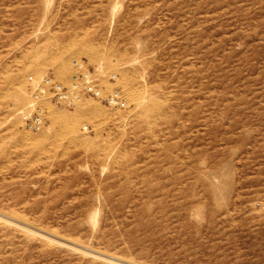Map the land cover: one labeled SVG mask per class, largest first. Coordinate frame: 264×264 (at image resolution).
Returning <instances> with one entry per match:
<instances>
[{
  "label": "rangeland",
  "instance_id": "374dc122",
  "mask_svg": "<svg viewBox=\"0 0 264 264\" xmlns=\"http://www.w3.org/2000/svg\"><path fill=\"white\" fill-rule=\"evenodd\" d=\"M0 264H264V0H0Z\"/></svg>",
  "mask_w": 264,
  "mask_h": 264
},
{
  "label": "built area",
  "instance_id": "2783aa9c",
  "mask_svg": "<svg viewBox=\"0 0 264 264\" xmlns=\"http://www.w3.org/2000/svg\"><path fill=\"white\" fill-rule=\"evenodd\" d=\"M74 67L76 72L66 85L60 84L48 75L34 86L31 102L27 109L21 113V120L28 130L37 132L44 126L43 110L39 105L42 98H50L55 104L71 107L78 102L83 93L95 98L100 97L94 75L77 62H74ZM119 102L120 98L117 90L107 97L108 104L118 105Z\"/></svg>",
  "mask_w": 264,
  "mask_h": 264
},
{
  "label": "bare ground",
  "instance_id": "6f19581e",
  "mask_svg": "<svg viewBox=\"0 0 264 264\" xmlns=\"http://www.w3.org/2000/svg\"><path fill=\"white\" fill-rule=\"evenodd\" d=\"M69 46V45H68ZM94 52V51H93ZM35 55V54H34ZM54 55V54H53ZM99 56V55H98ZM35 67H37V65L35 66ZM34 68V67H33ZM58 68V67H57ZM39 70V69H38ZM38 73H39V71H38ZM30 74V73H29ZM29 76V75H28ZM5 77H6V75H5ZM126 91V90H125ZM130 92V91H129ZM128 92V93H129ZM127 93V94H128ZM130 94V93H129ZM123 100V99H122ZM133 102V101H132ZM159 103V102H158ZM155 106V105H154ZM153 107V106H152ZM151 108V107H150ZM100 109V108H99ZM54 115V114H53ZM55 119V118H54ZM51 122V121H50ZM71 122V121H70ZM63 123V122H62ZM66 123V122H65ZM76 124V123H75ZM67 125V124H66ZM78 127V126H77ZM103 127V126H102ZM68 128V127H67ZM73 129V128H72ZM29 136V135H28ZM33 139V138H32ZM49 149V148H48ZM20 224V223H19ZM18 226V225H17ZM35 227V226H34ZM33 229V228H32ZM45 235V234H44ZM66 241V240H65ZM64 242V241H63ZM69 243V242H68ZM73 245V244H72ZM76 246H78L77 244H75ZM87 249V248H86ZM87 252V251H86ZM105 255V254H104ZM103 255V256H104ZM108 255V254H107ZM110 255V254H109ZM110 258V257H109ZM118 258V257H117ZM127 260V259H126ZM120 261V260H119ZM128 261V260H127ZM117 261L115 260V263H116ZM129 262H131L130 260H129ZM114 263V262H113ZM121 263V262H120Z\"/></svg>",
  "mask_w": 264,
  "mask_h": 264
}]
</instances>
